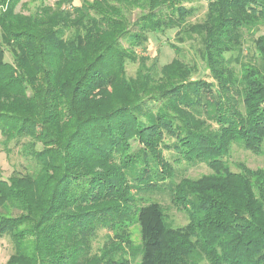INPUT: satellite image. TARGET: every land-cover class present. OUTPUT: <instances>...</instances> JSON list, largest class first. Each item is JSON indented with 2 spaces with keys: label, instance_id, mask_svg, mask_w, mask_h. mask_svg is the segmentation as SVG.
I'll list each match as a JSON object with an SVG mask.
<instances>
[{
  "label": "trees",
  "instance_id": "1",
  "mask_svg": "<svg viewBox=\"0 0 264 264\" xmlns=\"http://www.w3.org/2000/svg\"><path fill=\"white\" fill-rule=\"evenodd\" d=\"M193 1L0 0V134L30 162L0 175L5 264H264V171L226 162L234 145L264 147V35L252 52L245 40L264 0H208L190 23ZM170 30L196 41L213 82L192 79L173 44L162 67L137 55ZM182 163L212 173L177 182ZM148 194H167L188 223L171 227L162 203L138 201Z\"/></svg>",
  "mask_w": 264,
  "mask_h": 264
},
{
  "label": "rangeland",
  "instance_id": "2",
  "mask_svg": "<svg viewBox=\"0 0 264 264\" xmlns=\"http://www.w3.org/2000/svg\"><path fill=\"white\" fill-rule=\"evenodd\" d=\"M30 2V0H27ZM92 1V0H89ZM82 0H74L75 5H80ZM53 2H51L52 4ZM208 0H196L192 3L187 4L188 8H195L196 15L191 18L190 23H195L199 21L204 16L207 9ZM36 3H28L27 7L24 4L18 7V11L25 15H29L36 10ZM252 27L245 30V40L246 48L253 51V41L258 37L264 35V22L254 23ZM178 30H170L164 35H151L147 48L145 50H137V55L139 57L150 58L149 64L156 62L159 67L165 64H169L173 59L177 58L175 51L171 48L170 44L175 45L181 49L180 59H183L189 66L196 67L193 71L192 79L194 80H207L213 82L208 67L202 57H200L198 52V45L195 42L187 41L185 43L179 42L177 40ZM247 51V50H246ZM238 52V51H236ZM6 60L12 62V56L9 51L6 53ZM149 64H147L149 66ZM139 65L133 62H128L127 72L129 77L135 76ZM22 147L15 146V141L4 145V139L0 134V175L3 179H8L14 171L24 172L28 171L29 161L21 152ZM165 158L170 162L176 159L177 155L174 151L165 152ZM226 162L233 172H241L243 169H248L251 171H264V147L262 151L258 154L251 151L245 150L243 147L234 145L231 149L230 155L226 158ZM176 171V181L179 182L182 178L188 179H199L203 176L210 175L212 173L211 169L205 164L198 165H188L182 163L173 166ZM139 202L147 204L151 201H159L162 203L167 223L174 228L185 226L188 223V216L179 211L172 203L167 194H148L141 195L138 199ZM128 231L130 233V240L133 242L134 246H139L141 244V233L140 226L137 221H133L129 224ZM106 231H101L99 238L94 245V251L101 248L106 242ZM14 253V245L10 237H0V264H5L10 256ZM132 264H140V259L132 262ZM202 264H208L207 261H203Z\"/></svg>",
  "mask_w": 264,
  "mask_h": 264
}]
</instances>
